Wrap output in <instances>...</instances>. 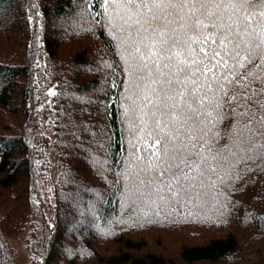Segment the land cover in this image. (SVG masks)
<instances>
[{
    "label": "trees",
    "instance_id": "obj_1",
    "mask_svg": "<svg viewBox=\"0 0 264 264\" xmlns=\"http://www.w3.org/2000/svg\"><path fill=\"white\" fill-rule=\"evenodd\" d=\"M81 2L0 0V39L13 32L0 42V110L9 118L0 119L5 125L0 124V264H16L8 240L30 221L40 236L31 264H264V173L259 171L244 174L227 190L223 214L130 215L121 207L120 193L109 184L115 177L99 172L94 162L100 153L91 133L96 126L110 127L111 148L105 151L110 160L123 157L114 103L120 89L113 86L124 78L123 61L110 29L80 17ZM82 37L90 42L80 51L65 45ZM65 46L70 57L60 55ZM47 124L55 129L61 160L51 219L40 186L47 173ZM215 229L232 231L207 244L187 243ZM152 231L167 232L175 242L142 238ZM180 243L176 256L158 250Z\"/></svg>",
    "mask_w": 264,
    "mask_h": 264
},
{
    "label": "snow or ice",
    "instance_id": "obj_2",
    "mask_svg": "<svg viewBox=\"0 0 264 264\" xmlns=\"http://www.w3.org/2000/svg\"><path fill=\"white\" fill-rule=\"evenodd\" d=\"M79 8L110 29L123 61L124 78L113 82L123 157L105 151L110 127L91 133L94 162L115 177L121 207L223 214L227 190L264 173V0H82Z\"/></svg>",
    "mask_w": 264,
    "mask_h": 264
},
{
    "label": "rangeland",
    "instance_id": "obj_3",
    "mask_svg": "<svg viewBox=\"0 0 264 264\" xmlns=\"http://www.w3.org/2000/svg\"><path fill=\"white\" fill-rule=\"evenodd\" d=\"M7 34L13 35V32L11 33L10 31H8V33H5L4 35H6V37H7ZM6 37L1 38L0 42L5 41ZM73 40H75V42H71V40H70L69 42L67 41V43H65V45L72 43L69 47L75 46L77 49H79L78 51H80L82 49V47L86 48V44H88L90 42L89 40L84 39V38L83 39L74 38ZM87 49H88V47H87ZM4 51L10 52V49L5 48ZM96 51H98V50H96ZM68 52H69L68 46L62 47V50H61L62 54H60V55L62 57H64L66 55H69ZM12 54H8V56H11ZM69 57H70V55H69ZM82 75L88 76L89 73L87 70H83ZM0 119L4 122H9V118H8L6 111L0 110ZM13 122H15V121H13ZM0 124L4 125L3 122H0ZM9 126H10V124H9ZM45 131H46V135L48 136L49 139L46 142V146H45L46 165H45V168L43 170L46 171L47 173H46V176H43L40 179V186L43 189V198L46 202V213H47L48 217L51 219L53 208H54V205L56 203V194H55V191H52V188H53L54 183L58 179V176H59V173L61 170V160H60L58 149L55 146V130H54V127L47 124ZM0 191H1V189H0ZM73 197H74V195L72 194V198ZM9 207H11V206H9ZM32 225L33 224H28L26 226V228L24 230L20 231L19 234L15 238H9L8 244H9L11 260L17 264H30L31 258L33 256V252L35 250H37V247L39 246V243H40L39 232L37 230L35 231L34 228L30 229ZM231 228L233 229V231L231 229L207 230L203 233L205 235H203V234H202L203 236L198 235L201 238H199V237L189 238V241H187V243L196 244V245L207 244L211 238L223 237L231 231L236 233L238 230V228L236 226H233ZM152 232H154L155 234L145 235V236H142V238H146L147 240L150 241V236H153L154 237L153 241H155L156 239H163L164 241L167 242V239L170 236V235H168L169 233H167V232H155V231H152ZM179 232H181V231H179ZM240 234L242 235V233H240ZM180 235H181V238L183 240L186 239V237H183L184 233H180ZM137 238H140V237H137ZM169 241H170V243H174L175 242V236H171ZM181 244L182 243L170 244L169 247L165 246V247L160 248L158 250H163L164 253L167 252V254L168 253L170 255L174 254L176 256V255H178V248ZM154 246H156V245H154ZM154 249L155 248H153V250ZM253 255H255V253ZM254 261H255V259H254ZM221 264H227V263L224 262Z\"/></svg>",
    "mask_w": 264,
    "mask_h": 264
}]
</instances>
